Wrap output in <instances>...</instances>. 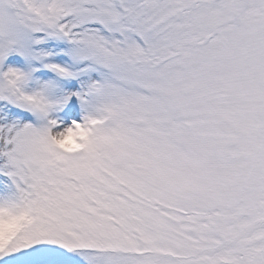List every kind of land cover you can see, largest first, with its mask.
I'll list each match as a JSON object with an SVG mask.
<instances>
[{
    "label": "snow or ice",
    "instance_id": "1",
    "mask_svg": "<svg viewBox=\"0 0 264 264\" xmlns=\"http://www.w3.org/2000/svg\"><path fill=\"white\" fill-rule=\"evenodd\" d=\"M0 264H264V0H0Z\"/></svg>",
    "mask_w": 264,
    "mask_h": 264
}]
</instances>
